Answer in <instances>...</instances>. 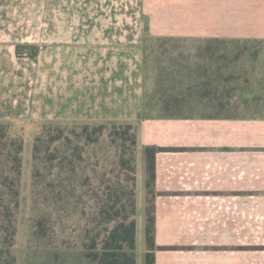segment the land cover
<instances>
[{
    "label": "rangeland",
    "instance_id": "1",
    "mask_svg": "<svg viewBox=\"0 0 264 264\" xmlns=\"http://www.w3.org/2000/svg\"><path fill=\"white\" fill-rule=\"evenodd\" d=\"M18 1L0 2V33L17 35V41L4 42L0 109L8 118L0 120L7 133L3 143L12 139L23 145L10 263L99 264L106 230L113 226L104 219L115 214L110 206L118 211L124 207L120 216H128L134 200L135 264H144V148L166 150L159 153L157 164H206L210 158L213 163L218 158L202 153L219 149L222 126L237 135L228 138L226 151L241 155L244 194L253 196L246 195L244 203V262L264 264V168L258 167L259 176L252 173L254 164H264L259 157L264 156V139L252 137L264 132V0H84L86 19L91 20L97 4L110 2L113 6L99 7L101 12L116 13L107 24L101 17L98 25L89 24L86 35L108 30L116 42L130 35L143 63L140 93H128L130 104L121 106L131 120L101 124L76 121L74 115L46 117L44 89L50 80L39 69L47 44L45 28L31 24V31L22 35L20 28L30 15ZM34 11L31 6V18ZM79 28L77 18L68 25L70 32ZM33 51L37 55L30 57ZM136 56L132 54L128 65L134 66ZM129 72L125 76L133 83L134 72ZM86 73L89 84L105 78L104 73ZM174 100L178 104L166 110L165 104ZM3 101L16 103L2 106ZM100 126L101 132L94 133ZM128 126V135L136 137L134 148L120 138ZM51 136L60 140L48 143ZM129 154L136 176L133 199L117 165Z\"/></svg>",
    "mask_w": 264,
    "mask_h": 264
},
{
    "label": "crops",
    "instance_id": "2",
    "mask_svg": "<svg viewBox=\"0 0 264 264\" xmlns=\"http://www.w3.org/2000/svg\"><path fill=\"white\" fill-rule=\"evenodd\" d=\"M8 1L11 0H0ZM18 2L27 8L30 15L25 26L20 28L22 35L31 31V24L39 22L45 28L42 37L47 44L42 47L44 63L39 69L42 68L50 80L49 86L44 89L45 110L48 108L46 117L63 120L74 115L76 121L93 124L105 121L120 123L126 118L131 120L129 112L121 106L130 104L128 93L136 91L138 94L142 87L140 48L131 45L130 35L127 41L120 37L123 39L116 42L117 36L107 29L101 35L99 32L85 33L90 31L89 24L98 25L103 20L107 24V20L116 16L115 10L109 9L103 14L99 8L107 9L113 4H97L90 20L86 19L84 13V0ZM90 3H94V0ZM31 6L35 8L32 18ZM55 11H62L66 15L56 14L53 17ZM73 14L80 21L77 32L68 30V25L74 19L71 18ZM100 17L103 20H99ZM8 41H17V35L0 33V73L5 71L4 42ZM132 54H136V57L139 55V59L134 60V66L128 65ZM8 65L13 67V64ZM129 71L134 72L133 83L125 76ZM86 72L96 75L104 73L105 78L96 85L93 82L89 84ZM64 73H70L69 79L66 76L62 80ZM57 80L60 82L57 83ZM104 88L106 94L102 92ZM6 102L3 101L2 106H14L16 103ZM3 115H7V112L2 113L0 109L1 121L8 118ZM220 131L224 135L218 138L219 149L202 153L208 158L209 155L218 158L213 163L210 158L206 164L205 161L204 164H157L161 152L155 156V264H245L242 250L244 203L245 196L251 197L252 194H244V165L242 158H238L241 155L226 151L228 138L235 130L229 134L221 126ZM257 136L263 140L264 132L252 133V137ZM259 157L264 159L262 155ZM234 160L236 164H232ZM254 165L252 173L257 174L259 168H264V164Z\"/></svg>",
    "mask_w": 264,
    "mask_h": 264
},
{
    "label": "trees",
    "instance_id": "3",
    "mask_svg": "<svg viewBox=\"0 0 264 264\" xmlns=\"http://www.w3.org/2000/svg\"><path fill=\"white\" fill-rule=\"evenodd\" d=\"M36 51L31 53L30 57H35ZM187 94L182 93L181 97ZM178 103L165 104L166 110L169 106H176ZM86 129V128H85ZM128 126L127 131H124L120 138L122 141H129L130 146H136V137L129 136L130 130ZM6 128L0 123V264L10 263L12 258L13 237L15 235V221L14 214L18 207V181L22 170V142L9 139L7 143ZM102 128L94 127L93 132L99 133ZM128 136V137H127ZM60 136H51L48 143H57ZM110 137H112L110 135ZM37 139L33 152L38 150ZM94 141V140H92ZM125 143V142H124ZM166 151L154 146L144 148L145 160V210H144V244H145V263L155 264V156L157 153ZM118 167L124 176V183L127 186L128 192L132 199L136 195V176L135 167L133 164V157L131 154L126 158L120 157ZM134 200L130 201V215L120 216V212H125L124 207H120V211L116 209V205L110 206V210L114 211L112 215L106 218L107 223H113L112 227L106 230L107 236L102 241L100 249L99 264H135V235H136V220ZM100 215L106 214L105 211L100 210ZM92 249V248H91Z\"/></svg>",
    "mask_w": 264,
    "mask_h": 264
}]
</instances>
